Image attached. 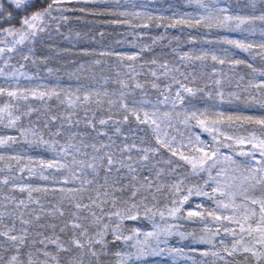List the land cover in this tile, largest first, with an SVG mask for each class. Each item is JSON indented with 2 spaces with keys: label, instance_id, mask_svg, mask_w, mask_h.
Listing matches in <instances>:
<instances>
[{
  "label": "snow or ice",
  "instance_id": "6c2138e0",
  "mask_svg": "<svg viewBox=\"0 0 264 264\" xmlns=\"http://www.w3.org/2000/svg\"><path fill=\"white\" fill-rule=\"evenodd\" d=\"M0 264H264V0H0Z\"/></svg>",
  "mask_w": 264,
  "mask_h": 264
}]
</instances>
